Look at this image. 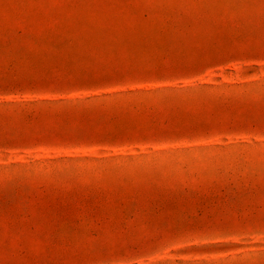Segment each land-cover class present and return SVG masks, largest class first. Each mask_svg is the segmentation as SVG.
Here are the masks:
<instances>
[{"label": "rangeland", "instance_id": "rangeland-1", "mask_svg": "<svg viewBox=\"0 0 264 264\" xmlns=\"http://www.w3.org/2000/svg\"><path fill=\"white\" fill-rule=\"evenodd\" d=\"M0 264H264V0H0Z\"/></svg>", "mask_w": 264, "mask_h": 264}]
</instances>
